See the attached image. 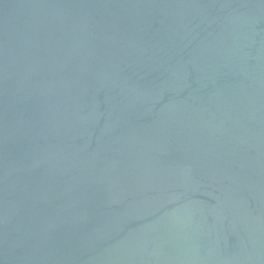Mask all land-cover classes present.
<instances>
[{"label": "water", "instance_id": "95a60500", "mask_svg": "<svg viewBox=\"0 0 264 264\" xmlns=\"http://www.w3.org/2000/svg\"><path fill=\"white\" fill-rule=\"evenodd\" d=\"M0 264H264V0H0Z\"/></svg>", "mask_w": 264, "mask_h": 264}]
</instances>
